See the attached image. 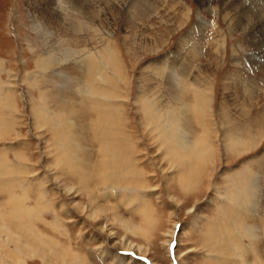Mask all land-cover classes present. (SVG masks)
Wrapping results in <instances>:
<instances>
[{"label":"rangeland","instance_id":"1","mask_svg":"<svg viewBox=\"0 0 264 264\" xmlns=\"http://www.w3.org/2000/svg\"><path fill=\"white\" fill-rule=\"evenodd\" d=\"M79 1L0 0V264H264V10Z\"/></svg>","mask_w":264,"mask_h":264},{"label":"bare ground","instance_id":"2","mask_svg":"<svg viewBox=\"0 0 264 264\" xmlns=\"http://www.w3.org/2000/svg\"><path fill=\"white\" fill-rule=\"evenodd\" d=\"M227 1H229V3L230 4H232V1H235V0H227ZM254 1V5L256 4V5H259V6H261V11L262 10H264V1H263V4H261L260 3V0H253ZM77 2H80L79 0H77ZM239 2V1H238ZM203 3V2H202ZM204 3H205V1H204ZM227 3V2H226ZM236 4L237 3H235L233 6H236ZM240 4L241 5H243L244 3H241L240 2ZM261 4V5H260ZM245 5V4H244ZM53 11V10H52ZM251 13V14H250ZM246 14L249 16V14H250V16H254V14H253V11H251V9H250V7L247 9V11H246ZM256 17H257V20H258V22H259V24H260V26H263L264 27V15L262 14V12H260V14H257L256 15ZM256 22V21H255ZM33 23H34V25H36V26H38L39 27V25L37 24V18H33ZM38 29V28H37ZM36 29V30H37ZM45 37V36H44ZM47 47V46H46ZM51 53V52H50ZM89 57V56H88ZM104 57V56H103ZM49 60V59H48ZM91 60V59H90ZM90 60H89V62H90ZM108 60V59H107ZM97 61V60H96ZM95 61V59H94V61H92L91 62V66H94L95 68H96V70H97V67H98V64H97V62ZM110 61V60H109ZM108 62V61H107ZM101 63H102V61H101ZM109 63V62H108ZM44 64H45V66H49L50 67V65H51V62L49 63V61L48 62H44ZM107 64V63H106ZM89 65V64H88ZM104 65V64H103ZM179 77V76H178ZM168 142L170 143V140H168ZM240 142H242V141H240ZM247 143V142H246ZM245 143V144H246ZM171 144L172 145H174V147L176 148L177 147V145H178V147L182 150L184 147H185V145H186V149L188 148V149H190L191 147H187V144H188V142L185 140V138H184V136H182L181 138H180V140H178V141H172L171 142ZM184 144V145H183ZM238 144V143H237ZM74 147L72 148V150H71V153H72V155H77V154H79L80 153V147H78L77 145H73ZM104 146V145H103ZM184 148V149H185ZM68 151H69V148L67 149V153H68ZM77 151H79V152H77ZM76 153V154H75ZM248 193L249 194H251V191L249 190L248 191ZM252 196V195H251ZM247 201V200H246ZM245 205V204H244ZM247 207H248V204H247ZM1 209V208H0ZM249 209V208H248ZM246 210V209H245ZM244 210V211H245ZM3 212H5V211H3ZM11 213V212H10ZM22 211L20 212V215H22ZM3 214V213H2ZM17 214V212H13V215H16ZM19 214V213H18ZM250 214V213H249ZM4 215H6V213H4ZM13 215H11V216H13ZM17 216V215H16ZM245 228V227H244ZM249 230V228H247L246 229V231H248ZM245 231V230H244ZM247 233H249V231L247 232ZM246 233V234H247ZM252 234V233H251ZM250 237V236H249ZM248 237V238H249ZM252 239V238H251ZM132 248H134L133 247V245L132 244H130L129 245V248H126V249H124L125 251H128V252H130V250L132 249ZM141 251V249L140 248H138V251ZM139 254V253H138ZM143 255V254H142ZM135 264H137V263H135ZM229 264H230V262H229Z\"/></svg>","mask_w":264,"mask_h":264}]
</instances>
